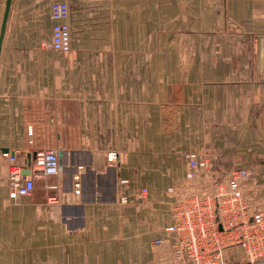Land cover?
<instances>
[{
    "label": "crops",
    "instance_id": "1",
    "mask_svg": "<svg viewBox=\"0 0 264 264\" xmlns=\"http://www.w3.org/2000/svg\"><path fill=\"white\" fill-rule=\"evenodd\" d=\"M51 1L11 0L0 45V264H192L164 229L186 153L248 168L264 198V0H64L67 52ZM51 147L60 174L11 200L1 152Z\"/></svg>",
    "mask_w": 264,
    "mask_h": 264
},
{
    "label": "built area",
    "instance_id": "2",
    "mask_svg": "<svg viewBox=\"0 0 264 264\" xmlns=\"http://www.w3.org/2000/svg\"><path fill=\"white\" fill-rule=\"evenodd\" d=\"M51 19L49 47L59 52L71 48L69 5L52 0L48 8ZM1 154L8 161V195L17 200L29 195L34 178L59 175L61 165L56 148H39L23 164L13 162L7 151ZM187 170L180 184L168 187L173 194V223L165 231L172 234L171 251L176 260L192 264H233L236 250L241 251L243 264H264V198L255 196L250 178L252 171L240 165H225L213 152L197 150L185 155ZM27 172V173H25ZM73 195L81 194L79 174L73 176ZM127 179H120L125 184ZM141 193L146 191L141 188ZM126 195L119 197L126 202ZM56 202L57 196L48 197ZM161 238L154 240L155 244Z\"/></svg>",
    "mask_w": 264,
    "mask_h": 264
},
{
    "label": "water",
    "instance_id": "3",
    "mask_svg": "<svg viewBox=\"0 0 264 264\" xmlns=\"http://www.w3.org/2000/svg\"><path fill=\"white\" fill-rule=\"evenodd\" d=\"M10 1L11 0L5 1V9H4L3 18H2L1 27H0V45H1L2 37H3V32L5 29L6 19H7V15H8L9 6H10ZM57 154H58V156H60L61 151H58ZM25 173H27V172H25Z\"/></svg>",
    "mask_w": 264,
    "mask_h": 264
},
{
    "label": "rangeland",
    "instance_id": "4",
    "mask_svg": "<svg viewBox=\"0 0 264 264\" xmlns=\"http://www.w3.org/2000/svg\"><path fill=\"white\" fill-rule=\"evenodd\" d=\"M137 1H143V0H137ZM49 13V12H48ZM137 45H138V42H137Z\"/></svg>",
    "mask_w": 264,
    "mask_h": 264
}]
</instances>
